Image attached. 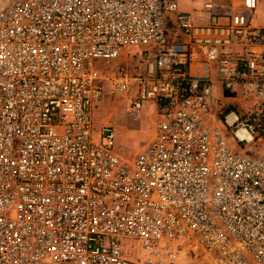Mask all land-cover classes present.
<instances>
[{
	"label": "built area",
	"instance_id": "obj_1",
	"mask_svg": "<svg viewBox=\"0 0 264 264\" xmlns=\"http://www.w3.org/2000/svg\"><path fill=\"white\" fill-rule=\"evenodd\" d=\"M199 12L0 0V264H264V26ZM104 94L155 117L131 160Z\"/></svg>",
	"mask_w": 264,
	"mask_h": 264
},
{
	"label": "rangeland",
	"instance_id": "obj_2",
	"mask_svg": "<svg viewBox=\"0 0 264 264\" xmlns=\"http://www.w3.org/2000/svg\"><path fill=\"white\" fill-rule=\"evenodd\" d=\"M262 1V0H261ZM238 0H235V4ZM240 3V1H239ZM191 14L194 19L199 21H207V15L200 13L197 9L191 10ZM255 17L253 14L251 18ZM263 19V18H262ZM253 21V19H252ZM263 22V20L257 23ZM97 66L101 68V74L111 75L117 68L123 63L120 61L110 62L106 64L105 61H97ZM106 84V83H105ZM108 85H106L107 87ZM136 89L132 88L129 97H135ZM155 117L151 111L142 108L140 115V127L129 124L127 117L124 113V103H122L120 96L113 97L107 94L103 95V98L94 112V125L96 129L102 126H112L116 134V145L120 155L125 160H131L138 152H140L153 138L155 131ZM203 253H199L198 260L204 258ZM215 256V252L211 253L209 258ZM72 264V263H69ZM180 264H186V259L182 260Z\"/></svg>",
	"mask_w": 264,
	"mask_h": 264
},
{
	"label": "crops",
	"instance_id": "obj_3",
	"mask_svg": "<svg viewBox=\"0 0 264 264\" xmlns=\"http://www.w3.org/2000/svg\"><path fill=\"white\" fill-rule=\"evenodd\" d=\"M182 11L192 12L191 10H198L201 4L205 1H211L216 6V11L219 13H230L234 10L247 11L246 13L251 18L253 14V24L264 26V0H177ZM240 1V3H239ZM251 8H253L251 10ZM263 18V19H262ZM263 20V22L257 23Z\"/></svg>",
	"mask_w": 264,
	"mask_h": 264
}]
</instances>
